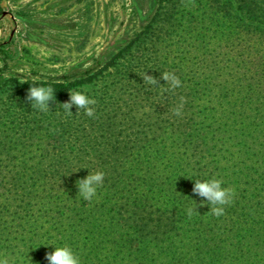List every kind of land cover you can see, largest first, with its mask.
<instances>
[{"label":"trees","instance_id":"16d2710c","mask_svg":"<svg viewBox=\"0 0 264 264\" xmlns=\"http://www.w3.org/2000/svg\"><path fill=\"white\" fill-rule=\"evenodd\" d=\"M231 8V33L171 72L180 84L153 119L119 107L128 129H105L123 140L107 160L0 168V253L25 264L37 246L31 264H48L52 243L82 264H264V0ZM95 171L103 183L85 201L76 181ZM208 178L235 191L221 216L193 192Z\"/></svg>","mask_w":264,"mask_h":264},{"label":"rangeland","instance_id":"374dc122","mask_svg":"<svg viewBox=\"0 0 264 264\" xmlns=\"http://www.w3.org/2000/svg\"><path fill=\"white\" fill-rule=\"evenodd\" d=\"M232 4L233 0H65L53 8L46 4L47 15L30 30L36 45L32 51H40L30 60H11L9 66L0 55V168L107 160L105 151L123 145V140L107 141L105 129L121 135L128 129L127 119L116 114L119 107L132 105L125 107L132 108L135 120L145 115L153 119L161 109L158 100L169 98L171 81L163 77L204 58L231 33ZM75 43L80 45L77 54L64 53ZM158 67L161 72L156 73ZM33 83L53 88L49 110L31 108L26 97ZM73 90L95 99L92 116L75 106L70 115L60 105ZM6 173L0 172V179Z\"/></svg>","mask_w":264,"mask_h":264},{"label":"clouds","instance_id":"9594fccd","mask_svg":"<svg viewBox=\"0 0 264 264\" xmlns=\"http://www.w3.org/2000/svg\"><path fill=\"white\" fill-rule=\"evenodd\" d=\"M163 79L170 80V86H179L180 81L174 76L166 74ZM150 82H155L154 80ZM26 99L30 102V106L38 111L49 110V101L54 100V90L51 85L33 83L28 89ZM95 104V99L86 94L85 91L73 90L69 94V100L60 104L63 109L70 115H73L69 109L72 106L78 109H83L85 114L92 116L94 109L91 105ZM178 112V110H177ZM104 173L102 171L87 172V175L82 179L76 181L78 193L85 201H92L97 195V188L103 183ZM193 192L205 198L200 203H206L208 208L211 206V213L214 216H221L224 214V205L230 204L235 194L234 189L222 186L223 181L217 178L196 179L193 180ZM194 201L193 199H191ZM195 202V201H194ZM196 203V202H195ZM196 208V207H195ZM195 208L190 212H196ZM44 245V244H41ZM47 245L53 246L51 252L45 253V259L48 264H82L80 256L68 244L54 245L49 243ZM44 245V246H47ZM29 248L35 249L37 246L29 245L26 249V262L31 264L28 256ZM0 264H16L12 253H0Z\"/></svg>","mask_w":264,"mask_h":264},{"label":"flooded vegetation","instance_id":"af4514ba","mask_svg":"<svg viewBox=\"0 0 264 264\" xmlns=\"http://www.w3.org/2000/svg\"><path fill=\"white\" fill-rule=\"evenodd\" d=\"M47 3L56 5L59 2L54 3L47 0H0V55L3 56L2 60L5 66H9L11 60H30L32 53L40 51V47L38 50L32 51L33 48H36V45L35 42H31L30 30L34 27V22L45 18L44 16L47 15V11H49L45 7ZM41 4L44 5L43 8ZM64 27L66 26L63 25L62 29ZM39 43L40 45L43 44L45 48L49 46L45 41L44 43L39 41ZM13 55H17V59H14Z\"/></svg>","mask_w":264,"mask_h":264},{"label":"crops","instance_id":"0c3cea01","mask_svg":"<svg viewBox=\"0 0 264 264\" xmlns=\"http://www.w3.org/2000/svg\"><path fill=\"white\" fill-rule=\"evenodd\" d=\"M47 1H49V2H54V3H57V2H60V3H63V1H65V0H47ZM47 4H49V3H47ZM50 6H51V8H53V4H49ZM59 8V7H58ZM79 46L80 45H77L76 43H75V45H73V47H70V48H68V49H65L64 50V53H75V54H77L78 53V51H79ZM83 50V49H82Z\"/></svg>","mask_w":264,"mask_h":264}]
</instances>
